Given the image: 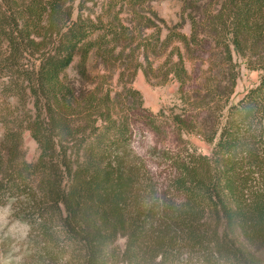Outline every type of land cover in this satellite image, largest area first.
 <instances>
[{"label":"trees","instance_id":"16d2710c","mask_svg":"<svg viewBox=\"0 0 264 264\" xmlns=\"http://www.w3.org/2000/svg\"><path fill=\"white\" fill-rule=\"evenodd\" d=\"M74 1L0 0V92L31 104L27 117L0 116V207L11 205L27 227L29 262L264 264V0H178L189 34L169 30L163 41L142 17L157 18L148 7L154 0H105L94 19L81 12L86 0ZM122 13L135 26L123 24ZM151 28L152 41L140 46L154 54L173 40L185 52L205 38L212 44L210 79L187 97L199 99L200 121L171 117L180 130L189 122L209 154L170 155L174 176L161 188L129 144L125 105L139 108L140 95L111 87L125 48ZM231 53L259 73L235 103ZM89 58L100 72L87 69ZM160 68L185 102L179 48L158 68L147 63L143 77ZM118 70L120 79L126 68ZM22 131L36 145L33 162L19 155Z\"/></svg>","mask_w":264,"mask_h":264},{"label":"rangeland","instance_id":"374dc122","mask_svg":"<svg viewBox=\"0 0 264 264\" xmlns=\"http://www.w3.org/2000/svg\"><path fill=\"white\" fill-rule=\"evenodd\" d=\"M86 1L83 8H81V12L84 16L89 15L90 19H94V16L99 14L100 7L102 3H105V0ZM78 2L79 0H75L73 6L76 7ZM181 5L178 0H154L148 3L149 9L155 13L157 18H152L148 13L142 14V17L150 18L160 28L159 41L164 40L169 30L183 33L186 36L189 34V26L185 14L181 12ZM120 17L123 24L129 25V27L135 26V22L131 20L130 15L122 13ZM153 33H155V28L144 30L142 34L135 35L132 44L125 48L122 56L129 55L125 58L122 57L124 59L115 63L111 87L116 90L125 84V86H130L138 91L140 95L141 106L139 108L135 107L136 102L125 105V110H128L126 114L129 117L131 135L129 144L131 149L143 161L149 175L161 188L166 186L174 176L170 155H185L187 152L209 154V145L201 140V136L195 132V129L190 128L189 122L186 124L188 127L186 130H180L172 123L171 117L177 114L191 123L200 121L202 112L201 103H197L199 99L187 100V97L191 92L201 91L204 81L210 79L207 74V67L212 44L208 39H204L205 36L199 35L198 38L204 39V41L192 45L186 52L185 49L180 48L181 45L173 40L168 43L167 48L164 50L160 48L155 50L154 48V51H156V54H154L150 52V49L145 50L140 46L145 44V41H152L151 36ZM175 46L182 53L183 65L188 75V81L182 87L185 102L179 98L177 83L169 79L163 80L161 68L159 71L150 74L148 82L142 74V69L146 68L147 63H150L152 68H158L162 65L168 53ZM231 54L235 64L236 80L229 96V103H235L248 89L257 84L259 73L248 69L243 60L237 57L235 53ZM145 56L147 60H144ZM171 59L174 60L175 55H172ZM76 63L77 58L75 57L66 70V74L70 78L74 76ZM136 63L140 66L133 77L130 78L128 72ZM121 67L126 68V70H124L123 76L117 79L120 71L118 68L121 69ZM87 69L92 73L101 71L98 61L91 58L87 61ZM30 110L29 100L26 99L22 105L14 98L0 92L1 117L9 120L14 117L21 119L27 117ZM2 133L3 129L0 125V139ZM20 137V157L27 162H33L37 157L35 143L29 136L28 131H22ZM26 233L27 227L12 216L11 205L0 207V264H31L27 256ZM123 243L124 240L119 238L114 243V247L121 251ZM110 264L120 263L115 261Z\"/></svg>","mask_w":264,"mask_h":264}]
</instances>
